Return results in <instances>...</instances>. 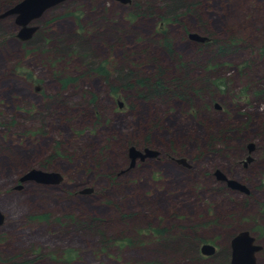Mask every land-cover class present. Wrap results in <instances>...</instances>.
<instances>
[{
	"label": "rangeland",
	"instance_id": "1",
	"mask_svg": "<svg viewBox=\"0 0 264 264\" xmlns=\"http://www.w3.org/2000/svg\"><path fill=\"white\" fill-rule=\"evenodd\" d=\"M13 19L0 16V264H219L241 230L264 264V0H63L26 41ZM157 69L205 90L126 87ZM145 137L155 155L130 165L126 141ZM30 169L60 180L16 189Z\"/></svg>",
	"mask_w": 264,
	"mask_h": 264
},
{
	"label": "water",
	"instance_id": "2",
	"mask_svg": "<svg viewBox=\"0 0 264 264\" xmlns=\"http://www.w3.org/2000/svg\"><path fill=\"white\" fill-rule=\"evenodd\" d=\"M63 0H19L14 3L8 9H6L0 16L14 15V23L19 26V30L16 36L19 39H26L35 30L33 26H27L31 19L39 16L41 12L55 4H58ZM126 1V0H119ZM187 37L197 42L206 41L207 38L197 33H187ZM117 106L120 108L121 103L116 99ZM247 153L249 154L252 148V144H247ZM155 155V151L144 147L137 149L134 146L128 147V156L130 158V165L136 158L142 160L145 157ZM244 164L250 160V156L246 155L244 158ZM179 162H183V159H177ZM214 175L218 180L225 181V184L234 190L247 192L244 186L233 179H227L221 175L217 170L214 171ZM60 180V176L55 172H46L37 169H30L26 173L22 174L19 178V184L15 187L19 188L25 181H34L36 183L51 184L57 183ZM84 189L82 192H85ZM3 222V214L0 212V224ZM260 246L255 243L254 238L247 230H241L235 233L229 240V263L230 264H257L255 261V254L260 250ZM199 254L204 256L212 255L215 252V247L209 243H202L198 248Z\"/></svg>",
	"mask_w": 264,
	"mask_h": 264
},
{
	"label": "trees",
	"instance_id": "3",
	"mask_svg": "<svg viewBox=\"0 0 264 264\" xmlns=\"http://www.w3.org/2000/svg\"><path fill=\"white\" fill-rule=\"evenodd\" d=\"M193 5H194V3L193 4L187 3L184 7L192 8ZM206 38H207L206 41H204L203 43H199L200 46H207L210 44L209 38L208 37H206ZM227 42H229V41H227ZM221 44L219 47V51L226 50V48L224 49V46H227V45H225L226 43H221ZM161 45L164 46V48L168 52V54L173 53L172 49L169 47L171 45L166 42L165 38L163 39V41H161ZM182 67H184V66H182ZM157 70L158 71H156V70L153 71V74L151 77H145V78H138L137 79V75L134 74L132 77L133 79H129V81L126 80V82H129L126 84V87L131 88L132 86L133 87L135 86L133 89L135 97H139V98L141 97V98H146V99H151V100L160 99L163 96V94H165L164 98H166V99L171 98V97L185 98L186 93L189 91L188 89L193 90L192 93H194V94L195 93L200 94V92L202 90H205L204 85H203L204 87H198V88L194 89L192 82L190 81L189 78H187L185 72H183L182 75H180V76H170V77L164 78L163 74L161 73V70L160 69H157ZM128 135L129 134H127V136ZM127 136H126V139H128ZM210 141H212V146H213V144H216L217 141L222 142L223 136L221 135V132L216 133L214 136L211 135ZM148 142H150V141L148 140L147 137H145L144 139H142V141H140L138 148L142 149L144 147H147L149 145ZM126 143L128 146H130V144H134L131 141H126ZM226 255H224V259H222L220 263L228 262ZM196 256H199L197 254V250H196Z\"/></svg>",
	"mask_w": 264,
	"mask_h": 264
},
{
	"label": "flooded vegetation",
	"instance_id": "4",
	"mask_svg": "<svg viewBox=\"0 0 264 264\" xmlns=\"http://www.w3.org/2000/svg\"><path fill=\"white\" fill-rule=\"evenodd\" d=\"M18 1H19V0H17L16 2H18ZM16 2H15V3H16ZM50 7H51V6H49V7L45 8L43 11H45L46 9H48V8H50ZM40 15H41V14H40ZM40 15H39V16H40ZM39 16H37V17H39ZM37 17H35V18H37ZM35 18H33V19H35ZM33 19H31V20H33ZM31 20H30V21H31ZM27 25H28V24H27ZM35 29H36V28H35ZM35 33H36V30H34V31H33V32L30 34V36H29V37H27L26 39H22V41L29 40V39H30V38H31V37H32V36H33ZM18 39H19V38H18ZM19 40H21V39H19ZM199 43H203V42H199ZM250 153H251V151H250ZM250 153H249V154H250ZM247 155H248V153H247ZM249 161H250V160H249ZM249 161H248V162H249ZM246 163H247V162H246ZM246 163H245V164L243 163V165L245 166V165H246ZM15 188H16V187H15ZM16 189L20 190V189H21V187H19V188H16Z\"/></svg>",
	"mask_w": 264,
	"mask_h": 264
},
{
	"label": "bare ground",
	"instance_id": "5",
	"mask_svg": "<svg viewBox=\"0 0 264 264\" xmlns=\"http://www.w3.org/2000/svg\"><path fill=\"white\" fill-rule=\"evenodd\" d=\"M204 42V41H203ZM131 146V145H130ZM130 146H128V147H130ZM55 184V183H54ZM89 189H86V191H88Z\"/></svg>",
	"mask_w": 264,
	"mask_h": 264
}]
</instances>
